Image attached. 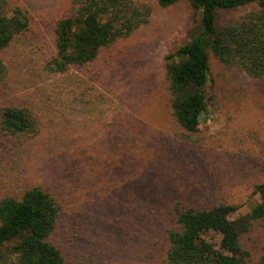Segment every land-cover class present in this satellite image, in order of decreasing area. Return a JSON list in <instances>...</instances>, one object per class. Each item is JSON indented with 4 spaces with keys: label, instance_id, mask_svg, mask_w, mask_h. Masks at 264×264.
<instances>
[{
    "label": "rangeland",
    "instance_id": "1",
    "mask_svg": "<svg viewBox=\"0 0 264 264\" xmlns=\"http://www.w3.org/2000/svg\"><path fill=\"white\" fill-rule=\"evenodd\" d=\"M33 20L5 53L0 102L30 107L40 133L18 145L0 135V199L44 185L63 202L55 233L70 263L166 264L169 205L264 202V79L211 60L213 103L200 130L171 115L166 56L201 22L188 2L150 3V21L82 69L51 73L55 25L71 0H12ZM250 9V8H249ZM249 9L227 13L235 19ZM251 264L264 254V217L242 238Z\"/></svg>",
    "mask_w": 264,
    "mask_h": 264
},
{
    "label": "trees",
    "instance_id": "2",
    "mask_svg": "<svg viewBox=\"0 0 264 264\" xmlns=\"http://www.w3.org/2000/svg\"><path fill=\"white\" fill-rule=\"evenodd\" d=\"M188 2L201 22L187 42L166 56L165 79L174 122L188 133L200 130L213 103L211 60L264 79V0H158L162 7ZM249 9L235 19L227 13ZM153 6L139 0H71L55 25V53L45 61L51 73L66 74L95 62L102 51L147 24ZM33 17L22 4L0 0V86L9 77L5 53L31 30ZM40 124L27 106L0 102V135L18 145L37 137ZM254 191L262 193L264 182ZM217 201L203 207L169 205L176 227L168 229L166 264H251L242 236L264 217V202L233 218L244 207ZM63 202L44 185L0 199V264L70 263L55 240ZM257 264H264L262 254Z\"/></svg>",
    "mask_w": 264,
    "mask_h": 264
}]
</instances>
